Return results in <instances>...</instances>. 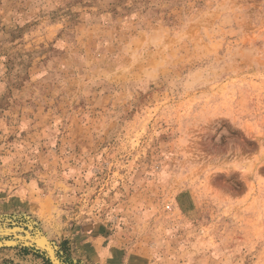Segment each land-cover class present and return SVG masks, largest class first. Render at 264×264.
Instances as JSON below:
<instances>
[{
  "label": "rangeland",
  "instance_id": "rangeland-1",
  "mask_svg": "<svg viewBox=\"0 0 264 264\" xmlns=\"http://www.w3.org/2000/svg\"><path fill=\"white\" fill-rule=\"evenodd\" d=\"M43 239L264 264V0H0V264Z\"/></svg>",
  "mask_w": 264,
  "mask_h": 264
},
{
  "label": "water",
  "instance_id": "water-1",
  "mask_svg": "<svg viewBox=\"0 0 264 264\" xmlns=\"http://www.w3.org/2000/svg\"><path fill=\"white\" fill-rule=\"evenodd\" d=\"M29 239H32V238H29ZM43 240L45 241V239H43ZM35 242L39 243L36 240H35ZM43 248H45L46 252L48 253L49 257L53 260L54 264H58V262L55 260L53 254H52V249L49 247L47 242H46V245H43Z\"/></svg>",
  "mask_w": 264,
  "mask_h": 264
},
{
  "label": "bare ground",
  "instance_id": "bare-ground-1",
  "mask_svg": "<svg viewBox=\"0 0 264 264\" xmlns=\"http://www.w3.org/2000/svg\"><path fill=\"white\" fill-rule=\"evenodd\" d=\"M5 232H7V231H5ZM8 232H9V231H8ZM8 232H7V233H8ZM39 238H40V237H39ZM37 239H38V236H37ZM36 241H38V242H39L38 244L41 245V246L46 245V244H45L46 241H44V240H36ZM7 243H8V241H7ZM48 243H49V241H48ZM8 244H9V243H8ZM49 247H50V246H49ZM51 249H52V248H51Z\"/></svg>",
  "mask_w": 264,
  "mask_h": 264
}]
</instances>
